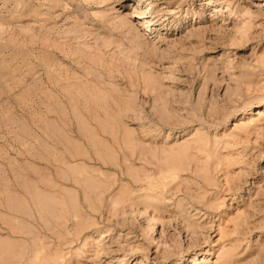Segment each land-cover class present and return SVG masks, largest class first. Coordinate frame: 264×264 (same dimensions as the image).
Here are the masks:
<instances>
[{"label":"rangeland","instance_id":"rangeland-1","mask_svg":"<svg viewBox=\"0 0 264 264\" xmlns=\"http://www.w3.org/2000/svg\"><path fill=\"white\" fill-rule=\"evenodd\" d=\"M0 264H264V0H0Z\"/></svg>","mask_w":264,"mask_h":264}]
</instances>
